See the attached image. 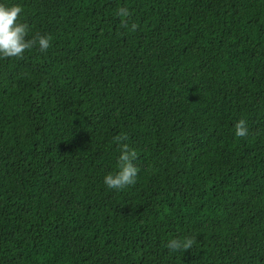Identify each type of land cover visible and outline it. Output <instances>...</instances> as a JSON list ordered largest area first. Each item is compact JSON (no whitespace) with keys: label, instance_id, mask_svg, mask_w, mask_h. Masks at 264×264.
Returning <instances> with one entry per match:
<instances>
[{"label":"trees","instance_id":"1","mask_svg":"<svg viewBox=\"0 0 264 264\" xmlns=\"http://www.w3.org/2000/svg\"><path fill=\"white\" fill-rule=\"evenodd\" d=\"M5 2L50 45L0 57V264H264V0Z\"/></svg>","mask_w":264,"mask_h":264},{"label":"clouds","instance_id":"2","mask_svg":"<svg viewBox=\"0 0 264 264\" xmlns=\"http://www.w3.org/2000/svg\"><path fill=\"white\" fill-rule=\"evenodd\" d=\"M22 6L18 3H6L0 0V57H20L26 49H30L34 44H38L41 51H46L50 45V37L39 35L32 39L28 38V26L19 21L18 17L22 13ZM119 15L127 16L128 10L120 8ZM131 28L135 30L136 25ZM248 133L246 122L239 119L234 124V135L244 137ZM120 142L127 137H115ZM137 160V152L128 143H119V155L116 158L115 170L103 177V184L108 189L122 190L134 185L138 176V167L134 163ZM193 237L183 239L172 238L167 241V249L170 253L184 252L192 248Z\"/></svg>","mask_w":264,"mask_h":264}]
</instances>
